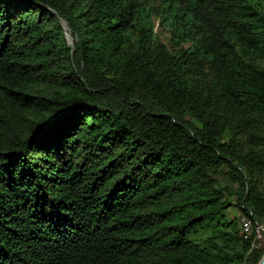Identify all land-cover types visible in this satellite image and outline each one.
Returning <instances> with one entry per match:
<instances>
[{
  "label": "trees",
  "instance_id": "obj_1",
  "mask_svg": "<svg viewBox=\"0 0 264 264\" xmlns=\"http://www.w3.org/2000/svg\"><path fill=\"white\" fill-rule=\"evenodd\" d=\"M232 209L264 220V0H0V264H259Z\"/></svg>",
  "mask_w": 264,
  "mask_h": 264
},
{
  "label": "rangeland",
  "instance_id": "obj_2",
  "mask_svg": "<svg viewBox=\"0 0 264 264\" xmlns=\"http://www.w3.org/2000/svg\"><path fill=\"white\" fill-rule=\"evenodd\" d=\"M65 28L67 31V34L69 35L70 29L66 24ZM156 32L158 33V36L161 38V41L168 45L171 49H176L174 46V43L170 41V31L169 28L166 26L165 23H160L159 20L156 19ZM70 36V35H69ZM68 39V38H67ZM71 40V38H69ZM69 41V40H68ZM71 44V42H69ZM220 184L222 187H227L229 189L235 190L237 188L236 185L231 184L224 174H221L220 178ZM243 213L239 212L236 209H232L229 212V219H237V222L239 223L240 228V235L246 239V236L244 235L242 231V226H240V220L243 218ZM252 228H251V234L250 237L255 236L256 238V245L254 248L255 253L261 252L264 250V220H255L252 218Z\"/></svg>",
  "mask_w": 264,
  "mask_h": 264
},
{
  "label": "built area",
  "instance_id": "obj_3",
  "mask_svg": "<svg viewBox=\"0 0 264 264\" xmlns=\"http://www.w3.org/2000/svg\"><path fill=\"white\" fill-rule=\"evenodd\" d=\"M240 226H242V231L244 233V235L246 236V239H251L252 237H250L251 234V228H252V218L247 216V215H243V218L240 220ZM256 245V238L255 240L252 242V249L255 248Z\"/></svg>",
  "mask_w": 264,
  "mask_h": 264
},
{
  "label": "water",
  "instance_id": "obj_4",
  "mask_svg": "<svg viewBox=\"0 0 264 264\" xmlns=\"http://www.w3.org/2000/svg\"><path fill=\"white\" fill-rule=\"evenodd\" d=\"M66 36H67L69 42H71V44H72V39H71V40L69 39V38H71V37H70L67 33H66ZM259 264H264V256H263V258L261 259V261L259 262Z\"/></svg>",
  "mask_w": 264,
  "mask_h": 264
}]
</instances>
